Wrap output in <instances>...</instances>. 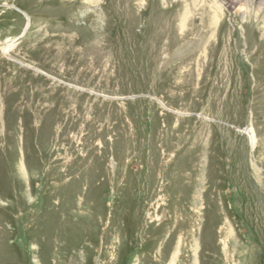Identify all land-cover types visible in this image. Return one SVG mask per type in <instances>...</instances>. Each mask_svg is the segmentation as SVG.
I'll return each instance as SVG.
<instances>
[{
    "label": "rangeland",
    "instance_id": "obj_1",
    "mask_svg": "<svg viewBox=\"0 0 264 264\" xmlns=\"http://www.w3.org/2000/svg\"><path fill=\"white\" fill-rule=\"evenodd\" d=\"M231 1L0 0V264H264V0Z\"/></svg>",
    "mask_w": 264,
    "mask_h": 264
},
{
    "label": "bare ground",
    "instance_id": "obj_2",
    "mask_svg": "<svg viewBox=\"0 0 264 264\" xmlns=\"http://www.w3.org/2000/svg\"><path fill=\"white\" fill-rule=\"evenodd\" d=\"M244 1V0H243ZM206 2V1H205ZM232 2V4H239V3H241V0H232L231 1ZM245 3V2H244ZM230 5V4H229ZM241 6V5H240ZM259 6H261V5H259ZM227 7H229V6H227ZM235 7V6H234ZM238 7V6H237ZM242 7V6H241ZM244 7V6H243ZM221 8V7H220ZM218 9V8H217ZM245 9V8H244ZM18 12H20L19 10H17ZM246 11H248V9H246ZM26 14V13H25ZM24 14V15H25ZM248 15V14H247ZM29 16V15H28ZM25 17L27 18V20L29 19L26 15H25ZM249 17V16H248ZM247 18V17H246ZM210 18L208 17V20H209ZM215 19V18H214ZM250 20V19H249ZM255 20H257V19H255ZM217 21V20H216ZM208 22H210V21H208ZM257 22V21H256ZM213 22H211V25H213L212 24ZM223 23V22H222ZM250 25V24H249ZM254 26H257V24H255ZM217 27V26H216ZM219 29H220V27H219ZM257 30H258V28H257ZM219 31V30H218ZM8 49H9V47H6V49H5V51L4 52H6L7 53V51H8ZM250 136H251V139H252V141L254 140V137H253V134H252V132H250ZM20 171H22V169L20 168ZM192 238H193V236H192ZM179 243H181V241H179ZM192 249H193V252H195L196 251V248H197V242L196 241H192ZM177 255H178V250H176V254H175V256H174V258H176L177 257ZM172 262V261H171ZM194 264H195V262H194ZM196 264H198L197 262H196Z\"/></svg>",
    "mask_w": 264,
    "mask_h": 264
}]
</instances>
